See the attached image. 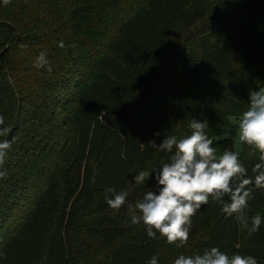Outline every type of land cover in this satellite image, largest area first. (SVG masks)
I'll list each match as a JSON object with an SVG mask.
<instances>
[{"label":"trees","instance_id":"16d2710c","mask_svg":"<svg viewBox=\"0 0 264 264\" xmlns=\"http://www.w3.org/2000/svg\"><path fill=\"white\" fill-rule=\"evenodd\" d=\"M2 51L10 132L0 141L11 147L0 167V264H147L153 255L174 264L210 247L264 261V222L249 237L211 199L174 254L131 223L127 204L115 211L104 199L115 188L134 204L154 189L169 154L148 142L190 134L193 117L208 122L218 154L232 150L230 137H213L230 135V119L264 86V0H0ZM41 52L51 72L35 67ZM239 158L252 176L258 153L242 144ZM141 170L152 173L145 185L133 179ZM247 215L264 220V189Z\"/></svg>","mask_w":264,"mask_h":264},{"label":"clouds","instance_id":"9594fccd","mask_svg":"<svg viewBox=\"0 0 264 264\" xmlns=\"http://www.w3.org/2000/svg\"><path fill=\"white\" fill-rule=\"evenodd\" d=\"M11 0H3L7 6ZM74 46V45H72ZM26 48L27 45H20ZM59 47H65L64 42ZM52 71L46 53L41 52L35 61V67H46ZM238 141L253 148L258 153V161L252 168V176L239 158V152L225 150L218 154L213 140L206 133L208 122L192 118L188 124L190 134L177 136L167 134L157 145L150 140L148 145L160 152L169 154L167 161H161L155 173L156 186L145 191L142 198L134 204L127 201L128 192L109 188L111 194L105 196L107 205L119 211L127 204L133 225L143 224L151 239H166L169 245L181 248L187 245L192 229V217L210 199L221 206L226 217H235L249 237L257 233L264 220L260 215L249 217V201L253 199L254 189H264V88L249 92V104L237 121ZM0 114V137H6L10 128ZM160 135V133H156ZM11 147L8 140L0 141V167L5 163L7 150ZM152 173L141 170L134 175L137 185H145ZM7 175L0 171V179ZM227 197V199H225ZM0 252V258L4 257ZM147 264H158L153 255ZM174 264H258L252 256L234 254L229 256L219 247L205 249L202 254H180Z\"/></svg>","mask_w":264,"mask_h":264},{"label":"rangeland","instance_id":"374dc122","mask_svg":"<svg viewBox=\"0 0 264 264\" xmlns=\"http://www.w3.org/2000/svg\"><path fill=\"white\" fill-rule=\"evenodd\" d=\"M261 88H264L261 87ZM216 115H212L209 117V124L211 125V128H213L212 126H215V121H217L216 119ZM215 120V121H214ZM231 122H235L236 123V128L234 129V131H232L230 133V135H215L214 134H217L216 131H212L210 132V136H214L213 138L216 139V140H221L220 138H226V137H230L231 139V144H232V150L233 151H236V152H241V149H242V143H240L238 141V137H237V133H238V124H237V121L238 120H235V118H231L230 119ZM216 144V143H215ZM220 146H222L220 144ZM158 247L163 250V251H167L169 254H174V253H178V251H183L184 249H186L188 247V245L184 246V247H181V248H177L176 245H169L166 241V239L164 238H159L158 240Z\"/></svg>","mask_w":264,"mask_h":264},{"label":"water","instance_id":"95a60500","mask_svg":"<svg viewBox=\"0 0 264 264\" xmlns=\"http://www.w3.org/2000/svg\"><path fill=\"white\" fill-rule=\"evenodd\" d=\"M5 50V49H4ZM3 50V51H4ZM3 51L0 53V57L2 58ZM260 264H264V261H261Z\"/></svg>","mask_w":264,"mask_h":264}]
</instances>
